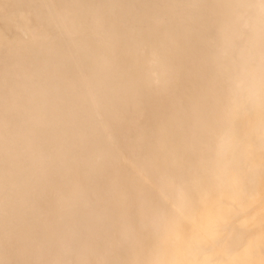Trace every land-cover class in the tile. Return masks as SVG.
<instances>
[{
    "label": "bare ground",
    "instance_id": "1",
    "mask_svg": "<svg viewBox=\"0 0 264 264\" xmlns=\"http://www.w3.org/2000/svg\"><path fill=\"white\" fill-rule=\"evenodd\" d=\"M0 264H264V0H0Z\"/></svg>",
    "mask_w": 264,
    "mask_h": 264
},
{
    "label": "rangeland",
    "instance_id": "2",
    "mask_svg": "<svg viewBox=\"0 0 264 264\" xmlns=\"http://www.w3.org/2000/svg\"><path fill=\"white\" fill-rule=\"evenodd\" d=\"M139 123H140V122H139ZM139 123H138V124H139Z\"/></svg>",
    "mask_w": 264,
    "mask_h": 264
}]
</instances>
